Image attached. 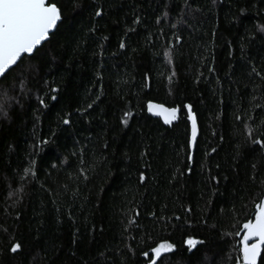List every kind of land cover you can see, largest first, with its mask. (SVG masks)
Listing matches in <instances>:
<instances>
[{
  "label": "trees",
  "instance_id": "trees-1",
  "mask_svg": "<svg viewBox=\"0 0 264 264\" xmlns=\"http://www.w3.org/2000/svg\"><path fill=\"white\" fill-rule=\"evenodd\" d=\"M49 3L56 29L0 79V264H243L264 0Z\"/></svg>",
  "mask_w": 264,
  "mask_h": 264
},
{
  "label": "water",
  "instance_id": "water-1",
  "mask_svg": "<svg viewBox=\"0 0 264 264\" xmlns=\"http://www.w3.org/2000/svg\"><path fill=\"white\" fill-rule=\"evenodd\" d=\"M60 10L49 0H0V79L24 56H30L56 29ZM151 116L171 122L178 108L149 105ZM243 264H257L264 247V210L256 213L243 232Z\"/></svg>",
  "mask_w": 264,
  "mask_h": 264
},
{
  "label": "rangeland",
  "instance_id": "rangeland-1",
  "mask_svg": "<svg viewBox=\"0 0 264 264\" xmlns=\"http://www.w3.org/2000/svg\"><path fill=\"white\" fill-rule=\"evenodd\" d=\"M160 251H161V250H160ZM160 251H159V252H160ZM159 252H155L154 256L157 257V255H158Z\"/></svg>",
  "mask_w": 264,
  "mask_h": 264
}]
</instances>
